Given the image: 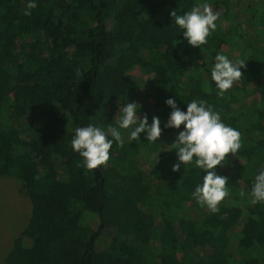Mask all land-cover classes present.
Instances as JSON below:
<instances>
[{
    "label": "trees",
    "instance_id": "trees-1",
    "mask_svg": "<svg viewBox=\"0 0 264 264\" xmlns=\"http://www.w3.org/2000/svg\"><path fill=\"white\" fill-rule=\"evenodd\" d=\"M0 0V177L27 199L25 226L3 264H264V0ZM207 2L216 29L199 48L171 12ZM220 52L243 59L222 96L210 77ZM173 97L203 99L241 134L217 166L229 195L212 213L191 196L203 171L178 162L179 130L165 128ZM161 120L157 143H113L89 170L74 152L77 127L118 126L119 107ZM183 129V125L181 129Z\"/></svg>",
    "mask_w": 264,
    "mask_h": 264
},
{
    "label": "clouds",
    "instance_id": "clouds-1",
    "mask_svg": "<svg viewBox=\"0 0 264 264\" xmlns=\"http://www.w3.org/2000/svg\"><path fill=\"white\" fill-rule=\"evenodd\" d=\"M37 7V0H27L24 15H30ZM218 13L213 12L209 3H197L190 11L178 14L171 12V21L182 30L187 43L193 47L206 45L208 37L217 24ZM243 59L232 60L218 52L215 62L210 68L211 80L215 83L218 95H223L242 78L241 69L245 67ZM165 104L171 111L164 124L165 128L179 130L171 145L177 155L178 162L172 170L178 171L181 164L186 172V165H194L203 171L202 182L198 183L191 193L192 198L206 206L212 213L219 212V205L229 195L228 177L219 175L217 166L227 162L228 154L235 156L241 148L240 132L223 122L221 114L215 111L203 99H193L182 110L175 98L169 97ZM141 105L137 102H126L119 107L118 126L107 127L89 123L77 127L71 140L74 152L82 158V165L89 169H97L105 165L110 158L113 143L124 146L121 130H127L129 141L140 140L141 133L149 143H157L162 134L161 120L152 116L149 123L148 114L138 115ZM183 125V129L181 126ZM250 195L252 203H264V169H259L254 176Z\"/></svg>",
    "mask_w": 264,
    "mask_h": 264
},
{
    "label": "rangeland",
    "instance_id": "rangeland-1",
    "mask_svg": "<svg viewBox=\"0 0 264 264\" xmlns=\"http://www.w3.org/2000/svg\"><path fill=\"white\" fill-rule=\"evenodd\" d=\"M20 188L18 180L0 177V264L28 218L29 205Z\"/></svg>",
    "mask_w": 264,
    "mask_h": 264
}]
</instances>
